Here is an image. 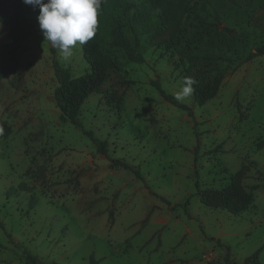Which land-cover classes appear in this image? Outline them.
Segmentation results:
<instances>
[{
	"label": "rangeland",
	"instance_id": "374dc122",
	"mask_svg": "<svg viewBox=\"0 0 264 264\" xmlns=\"http://www.w3.org/2000/svg\"><path fill=\"white\" fill-rule=\"evenodd\" d=\"M18 1L0 0V41ZM205 1H193L177 43L214 50L224 78L204 105L193 94L180 101L194 119L151 81L176 97L197 68L166 48L167 33L142 27L143 11L137 39L127 28L142 60L108 43L119 69L87 98L81 126L61 122L54 61L75 77L90 64L80 45L63 60L38 17H25L21 71L0 88V120L12 127L0 136V264H26L24 249L44 264H243L261 249L264 264V0H209L221 15L213 32L192 26ZM244 165L245 211L201 202L197 182L223 188Z\"/></svg>",
	"mask_w": 264,
	"mask_h": 264
},
{
	"label": "trees",
	"instance_id": "16d2710c",
	"mask_svg": "<svg viewBox=\"0 0 264 264\" xmlns=\"http://www.w3.org/2000/svg\"><path fill=\"white\" fill-rule=\"evenodd\" d=\"M194 0H104L102 4V14L99 17V27L96 36L87 44L82 45L84 57L90 64L91 71L75 77L68 68H62L57 61H54L58 85L54 90V97L60 108V121L71 122L81 126L80 112L87 98L100 90L101 86L110 76L112 71L119 69L117 57L107 48L108 43L118 45L131 58L142 60V56L136 53V45L133 44L127 28L134 33L135 38L139 36L140 21L138 15L146 11L149 21L143 22L144 27L155 28L158 32H165L168 37L164 40L167 49L175 48L187 58L197 68L198 79L193 86L192 93L195 101L199 105H204L214 98L222 84L224 73L219 66V55L210 48L190 46L177 43V34L182 22L188 14ZM250 5V1H244ZM40 10L38 7L24 3L20 0L16 3L9 15V27L6 35L0 41V88L2 81L11 75H16L21 71L20 45L26 36L24 19L26 16L38 17ZM192 26L203 28L213 32L221 27V15L211 1H205V7L201 9L193 18ZM229 30L228 27H223ZM259 53H264V45L258 48ZM133 83V81H130ZM151 83L158 89L161 96L171 104L186 111L194 119L192 108L176 99L168 93L158 79ZM12 133V127L6 121L0 120V136L7 138ZM87 134L97 144L98 150L107 155V144L100 139L94 138L92 133ZM199 146L195 149L198 152ZM197 160V155L195 157ZM112 166L128 165L121 160H113ZM247 166L244 165L233 175L230 183L223 188L201 189L197 182V194L201 202L213 209L226 210L231 214L239 215L245 211L253 201L252 193L243 183ZM139 176V173H138ZM23 189V186H20ZM11 195L12 192L8 191ZM34 205H31L33 208ZM147 219V218H146ZM146 219L144 221H146ZM0 227H4L0 221ZM221 244L220 241H218ZM26 264H44L37 256L29 250L24 249ZM228 250L230 248L228 247ZM261 249L245 258L243 264H261L259 254ZM94 256L90 259V264H97Z\"/></svg>",
	"mask_w": 264,
	"mask_h": 264
},
{
	"label": "clouds",
	"instance_id": "9594fccd",
	"mask_svg": "<svg viewBox=\"0 0 264 264\" xmlns=\"http://www.w3.org/2000/svg\"><path fill=\"white\" fill-rule=\"evenodd\" d=\"M24 3L39 8L38 22L45 41L68 61L78 45L87 44L96 36L104 0H24ZM196 83L194 77H184L176 99H187Z\"/></svg>",
	"mask_w": 264,
	"mask_h": 264
}]
</instances>
